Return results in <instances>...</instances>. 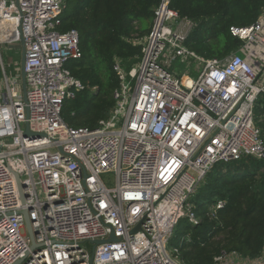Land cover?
I'll use <instances>...</instances> for the list:
<instances>
[{
    "label": "built area",
    "instance_id": "1",
    "mask_svg": "<svg viewBox=\"0 0 264 264\" xmlns=\"http://www.w3.org/2000/svg\"><path fill=\"white\" fill-rule=\"evenodd\" d=\"M64 10L65 0H0V46L23 39L26 82L24 103L0 60V264H184L182 245H167L181 220L200 223L192 200L208 174L264 160L254 115L264 99V14L229 27L240 47L207 60L185 45L197 24L160 0L138 61L126 70L114 59L113 107L89 129L62 119L84 90L66 68L82 54L78 32L58 30ZM177 59L198 76L177 77ZM225 205L216 201L210 215ZM213 264H264V248L258 258L222 250Z\"/></svg>",
    "mask_w": 264,
    "mask_h": 264
},
{
    "label": "trees",
    "instance_id": "2",
    "mask_svg": "<svg viewBox=\"0 0 264 264\" xmlns=\"http://www.w3.org/2000/svg\"><path fill=\"white\" fill-rule=\"evenodd\" d=\"M160 0H65L61 32L76 30L81 58L66 68L84 90L62 109L63 121L73 127L93 129L108 117L112 94L118 87L114 59L126 66L141 55L137 40L146 36ZM170 8L197 24L185 45L204 59H222L241 42L229 34V27H246L264 14V0H169ZM73 114V115H72ZM254 115L264 140V99L256 103ZM216 197L212 201V197ZM225 200V207L210 215L213 204ZM200 223L185 221L181 246L184 264H213L220 251H235L257 258L264 248V160L245 158L217 165L206 177L192 200ZM179 226V225H178Z\"/></svg>",
    "mask_w": 264,
    "mask_h": 264
},
{
    "label": "rangeland",
    "instance_id": "3",
    "mask_svg": "<svg viewBox=\"0 0 264 264\" xmlns=\"http://www.w3.org/2000/svg\"><path fill=\"white\" fill-rule=\"evenodd\" d=\"M0 53L3 64L6 69L7 76L10 78L12 75L15 74L16 70L18 71L19 74L20 58H21L20 45H16V46L1 45ZM132 62L133 61H129L126 66L134 65V63L132 64ZM186 62H188V64H186ZM171 66H172L171 70L176 72L177 77L189 76L191 78H196L201 70V68H197L191 60H185L184 62H182V59H177L171 62ZM103 180L107 184V186H112L114 183V177L112 175L103 176ZM211 200L215 201L216 197L213 196ZM184 222H185L184 220H181L179 226L175 228V230L173 231V236L170 241V244L167 245L168 251L171 252L173 247H177L180 244L182 245L183 240L185 239L186 236L184 235L185 233Z\"/></svg>",
    "mask_w": 264,
    "mask_h": 264
},
{
    "label": "water",
    "instance_id": "4",
    "mask_svg": "<svg viewBox=\"0 0 264 264\" xmlns=\"http://www.w3.org/2000/svg\"><path fill=\"white\" fill-rule=\"evenodd\" d=\"M20 49H21V58H20V71H19V76H20V84H21V94H22V100L25 103L26 102V82H25V72H24V47H23V39L20 38ZM28 132H26V135ZM24 219H25V227L28 236L32 240L33 247H35L34 240H33V233L31 230L30 223L27 219V215L24 213ZM139 228V225L132 231V233H135L136 230ZM109 241H114L113 236L109 239ZM104 242H96L95 244H101ZM18 264V263H16Z\"/></svg>",
    "mask_w": 264,
    "mask_h": 264
},
{
    "label": "crops",
    "instance_id": "5",
    "mask_svg": "<svg viewBox=\"0 0 264 264\" xmlns=\"http://www.w3.org/2000/svg\"><path fill=\"white\" fill-rule=\"evenodd\" d=\"M20 51H21V49H20ZM18 54V53H17ZM0 57H1V53H0ZM0 60L2 61V57L0 58ZM2 64H3V61H2ZM4 65V64H3ZM4 68H5V66H4ZM5 72H6V69H5ZM7 74V73H6ZM13 76H16V77H18L19 79H20V76H19V74H18V71L16 70V72H15V74L14 75H12L11 77H13ZM2 72L0 71V92L3 90V82H2ZM73 115V114H72Z\"/></svg>",
    "mask_w": 264,
    "mask_h": 264
}]
</instances>
